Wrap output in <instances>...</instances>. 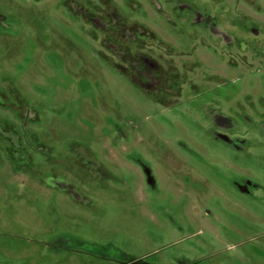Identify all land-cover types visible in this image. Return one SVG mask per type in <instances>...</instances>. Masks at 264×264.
I'll return each instance as SVG.
<instances>
[{"label":"rangeland","instance_id":"374dc122","mask_svg":"<svg viewBox=\"0 0 264 264\" xmlns=\"http://www.w3.org/2000/svg\"><path fill=\"white\" fill-rule=\"evenodd\" d=\"M0 264H264V0H0Z\"/></svg>","mask_w":264,"mask_h":264}]
</instances>
